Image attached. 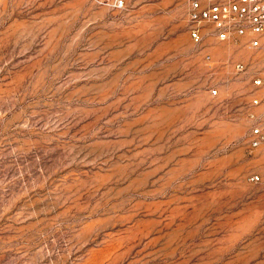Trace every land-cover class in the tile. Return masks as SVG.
<instances>
[{"label":"rangeland","instance_id":"1","mask_svg":"<svg viewBox=\"0 0 264 264\" xmlns=\"http://www.w3.org/2000/svg\"><path fill=\"white\" fill-rule=\"evenodd\" d=\"M187 11L0 0V264H264V49Z\"/></svg>","mask_w":264,"mask_h":264},{"label":"built area","instance_id":"2","mask_svg":"<svg viewBox=\"0 0 264 264\" xmlns=\"http://www.w3.org/2000/svg\"><path fill=\"white\" fill-rule=\"evenodd\" d=\"M99 6L112 9H124L128 0H93ZM187 24L190 37L196 44H202L206 35L223 42H245L246 45L264 49V0H187ZM244 38H246L244 40ZM208 62L211 55L205 56ZM243 63H237L235 69L242 71ZM257 86L264 85V77L255 79ZM212 94L218 90L212 89ZM255 105L261 100L254 98ZM253 123L250 128L249 153L264 148V112L249 113ZM253 182L264 181V172L252 174Z\"/></svg>","mask_w":264,"mask_h":264}]
</instances>
